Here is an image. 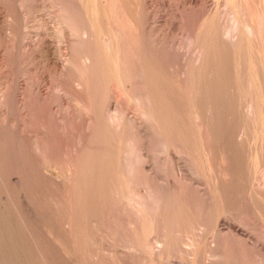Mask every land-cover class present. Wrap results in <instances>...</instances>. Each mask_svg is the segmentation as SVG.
<instances>
[{
    "label": "bare ground",
    "instance_id": "bare-ground-1",
    "mask_svg": "<svg viewBox=\"0 0 264 264\" xmlns=\"http://www.w3.org/2000/svg\"><path fill=\"white\" fill-rule=\"evenodd\" d=\"M215 1L212 4V0H0V149L3 153L0 155L2 165L8 163L7 156L8 165L12 163L11 153L15 159L11 158L17 161V177L8 173V166L3 169L0 164V226L6 233V240H17L14 245L7 240L16 254L27 256L30 264L34 258L33 264H48L47 261L42 263L43 258L41 262L36 258L40 261L39 257L50 249L77 264L80 261V264H144L147 238L142 240V234L146 228L151 238L161 227L157 224L163 225L166 238L159 239L156 235L159 241L164 240L161 251L170 254L178 245L176 233L188 229L178 230L186 221L195 226L212 222L214 228L211 241L202 245L193 243L192 263L220 264V258H230L238 252L245 256L259 255L263 261L264 251L250 234L238 227L224 229L221 226L231 225L233 208L239 210L235 203L245 190H241V179L250 173L249 168L253 167L254 172L261 167L264 158V13H259L262 18L258 24L254 21L260 17L253 16L262 6L256 8L255 4V9L245 0H224L227 8L221 6L222 0ZM223 8L229 10L231 22ZM252 9L254 13L250 12ZM196 13L202 15L195 17ZM252 14L255 20L251 19ZM223 15L227 18L223 19ZM30 19L36 21L33 39L28 35L30 31H23L29 28ZM225 20L231 25L226 26ZM193 33L202 38L198 36L197 40ZM54 36L59 40L58 47H55ZM189 39L200 41L194 50L195 43L193 40L187 42ZM70 41L89 46L85 55L79 52L84 55L79 57H83L81 65H78L79 58L74 57L79 53L72 51L74 56H68L69 51L66 53L61 47ZM190 43L194 46L188 49ZM38 59L61 79L57 78L60 81L57 88L61 91L57 103L53 102L56 95L53 97L46 84L35 76ZM78 66L88 68L95 76L89 84L93 93L89 91L97 97L96 105L90 108L91 112L87 110L88 113L77 105L80 98H88L85 79L72 77L67 82L71 76L68 74ZM114 84L126 91L122 89L130 102H138L137 105L130 103L131 106L143 103L142 112L139 106L136 108L139 116L133 114L138 111L132 113L129 108L123 111L118 107L120 102L116 100L119 98L115 100L112 93ZM84 91L87 96H83ZM88 106L93 104L84 108ZM250 121L260 123L258 127L261 126L263 138L256 137L260 131L256 134L255 127H250L256 138L246 158L245 126ZM45 136L47 140L50 138L45 140L48 143L42 141ZM133 144H137L136 152L131 147ZM58 155L69 161L62 179L48 173L55 167ZM161 155L165 156L162 164ZM189 158L193 159L190 161L197 178L206 179L205 187L196 184L199 182L196 176L191 179L184 171L182 173L183 163H189ZM163 164L164 171H161L159 168ZM43 165L47 169L45 172L40 171ZM185 165L188 164L185 163L184 168ZM159 171L165 174L166 181L162 182H168L169 197L166 195L168 202L163 205V214H158L161 217L157 218L151 215L153 209L145 201L156 190L155 185L159 188L163 184L157 180ZM36 174L55 185L60 196L52 198L53 202L33 205L36 199H28L30 195H26L24 188ZM257 174L253 178L256 179ZM4 181L14 182L26 191L15 192L18 195L16 209L10 210L3 201L1 186L6 185ZM246 187L251 198L259 196L254 188L257 186ZM134 188L136 191L132 194ZM165 194L159 197L164 200ZM9 195L15 199V195ZM126 199L131 200L132 207L127 205ZM166 199L163 203L162 198L159 201L164 204ZM55 202L72 211L64 220L61 218L60 226L57 207L61 204L56 207ZM179 215L185 220L181 224ZM188 223L186 225L190 226ZM120 225L130 229L124 226L125 231H121L124 227ZM110 229L114 231L111 232L114 245L112 248L104 247L105 244L100 246L101 234L111 236ZM126 229L133 234L129 231L132 236L125 235L129 239L122 245L120 239L127 234ZM116 243L127 247H124L126 252L121 253ZM30 256L34 258L31 260ZM211 257L217 260L212 261Z\"/></svg>",
    "mask_w": 264,
    "mask_h": 264
},
{
    "label": "rangeland",
    "instance_id": "rangeland-1",
    "mask_svg": "<svg viewBox=\"0 0 264 264\" xmlns=\"http://www.w3.org/2000/svg\"><path fill=\"white\" fill-rule=\"evenodd\" d=\"M246 1V3L248 4V3H250L251 5H253V8H255V6H256V8L257 7H261V8H255L257 11L255 12L256 14H257V16H256V14L254 13V10H253V12H252V10H250V12L251 13H254V15L255 16H253V14L252 15H250V17H251V19H253V20H255L254 18H257L258 16L260 17V18H257L254 22L255 23H257L258 22V24L261 22V18H262V16H260V15H262V14H259V13H264V9H263V6H264V4H263V1L264 0H249V1H247V0H245ZM252 1H253V3H252ZM261 2L262 4L261 5H259L260 3L259 2ZM213 2L214 3H216L217 1H215V0H212V4H213ZM224 0H222V2L220 3L221 4V6L222 7H227L228 8V6H227V3L226 2H224ZM210 3V4H211ZM225 3H226V5H225ZM257 3H259V4H257ZM211 4V5H212ZM224 4V5H223ZM256 4V5H255ZM255 5V6H254ZM258 5V6H257ZM212 7H215V4H214V6H212ZM248 7H249V9L250 8H252V6H250V5H248ZM227 8L226 9H224L223 8V10H225L226 12H225V15L228 17V16H230L229 18H228V20L230 21L231 19V14H230V12L227 14V12L229 11V10H227ZM263 10L262 12H259L260 10ZM207 9H204V11H206ZM203 11V12H204ZM207 12V11H206ZM258 12V13H257ZM202 13V12H201ZM198 14V13H196L194 16L195 17H199L200 15H202V14ZM205 13V12H204ZM250 13V14H251ZM223 14H224V11H223ZM259 14V15H258ZM225 15H223V19L225 18H227ZM249 15V14H248ZM264 15V14H263ZM193 16V19L195 18ZM225 16V17H224ZM254 18H253V17ZM29 19V18H28ZM196 19V18H195ZM194 19V20H195ZM31 21H29V23H31V24H29V28L26 30H24L23 29V31H26V32H31V34H29L28 33V35L30 36V39H33L34 37V35H35V33H34V29H35V24H36V21H34V20H32V19H30ZM193 20V21H194ZM228 20H225L224 22H225V24H226V26L229 24V26L231 25V21L229 22ZM260 20V21H259ZM34 21V22H33ZM228 26V27H229ZM31 29H33V31H31ZM193 31H196L195 29L193 30ZM26 32H24V33H26ZM198 33V31L195 33V34H197ZM194 33H193V35L194 36H196L195 38L197 39L198 38V36H199V34H198V36L197 35H195ZM57 36V35H56ZM56 36H54L53 38H54V40L56 41V43H55V47H58L60 44H59V40L58 39H56L57 37ZM193 36V37H194ZM203 36V35H202ZM200 37V36H199ZM73 38H74V36H73ZM195 38H193V39H195ZM200 38H202V37H200ZM199 38V40H201ZM28 39H29V37H28ZM193 39H189V40H187V42L189 41V42H193L194 40ZM195 39V40H196ZM193 40V41H192ZM198 40V39H197ZM57 42H58V45L56 46V44H57ZM197 42H200V41H197ZM196 41H194V45H193V43H190V47L186 44V47H189L188 49H190L191 48V46L193 47V50L195 49V47L197 46V43ZM69 43H71L72 45L71 46H73V45H76V46H79V47H77V48H75L76 46H73V47H70V44ZM197 43V44H196ZM189 44V43H188ZM66 45H68V46H66ZM65 48H64V47ZM62 49H63V51H65L66 50V53L68 52V56H71L73 53H79V52H82L83 51V53H84V55H85V53H86V51H87V49H89V48H87V47H89V46H84V45H82V44H80L79 42L77 43H75V41L73 42H68V43H66L65 45L63 44L62 46ZM69 47H70V49H69ZM67 48V49H66ZM73 48V49H72ZM91 48V47H90ZM128 48V47H127ZM72 49V50H71ZM80 49V50H79ZM83 49V50H82ZM71 50V51H70ZM72 51H75V52H73V53H71ZM81 55H83V54H81ZM81 55H80V53L79 54H75V56H74V54H73V56L76 58V59H78L79 57H81ZM83 55V56H84ZM125 55H127L126 53H125ZM125 59H126V57H125ZM39 61H38V63H37V65H36V67H37V69H36V71H35V76H38V79L40 78L41 80H42V82H44V85L46 84V89L47 90H49L50 91V93H51V95H53V97L56 95L57 97H58V94L60 95L61 94V91L57 88L58 87V83L60 82L59 80H61L60 79V77H58V74H55L53 71H51V70H49L48 68H46L44 65V62L41 60V59H38ZM80 60H83V57L80 59H78V61H79V64L78 65H81L80 64ZM41 61V62H40ZM40 62V63H39ZM43 63V64H42ZM84 66H82V68H83ZM44 68V69H43ZM82 70V68L81 67H75L74 68V70H72L71 71V74L69 73L68 74V77H69V75H71L70 76V79L69 78H67V79H69V80H67V82H70L74 77H80V78H82V79H85L84 81H85V83H86V86H87V88H86V91H88V94H87V92L86 91H84V93H83V96L85 95V96H87L88 95V98L87 99H82V98H80V100L79 101H85L86 102V100H89L88 101V103L86 102V104L87 105H92L93 104V106H88V108H84L85 106L87 107V105H85L84 103V101L83 102H77V105L82 109V107H83V111L86 109V111H84V112H87L88 113V111L87 110H89V112H91V107L93 108V107H95V101H96V98H95V95H91L90 93L93 91V88L91 87V86H89V84H91V81L90 80H93V78L95 77V76H93V73L94 72H92V73H89L88 71H90L91 72V70H88V68H83V70L84 71H86L87 70V72H88V74H87V72H83V70H82V72H80V70ZM43 69V70H42ZM78 69V70H77ZM45 70V71H44ZM79 71V72H78ZM74 72V74H75V76H73L74 74H72ZM76 72H77V74H76ZM34 73V72H33ZM38 73H40V74H38ZM45 73V74H44ZM81 73V74H80ZM85 73V74H84ZM43 74V76H41ZM49 74V75H48ZM86 74H87V76H86ZM53 75V76H52ZM46 77V78H45ZM51 77V78H50ZM73 77V78H72ZM57 78L59 79V80H57ZM90 78H92V79H90ZM66 78L64 77V80H65ZM66 81V80H65ZM47 82V83H46ZM51 83V84H50ZM56 83V84H55ZM116 84H114V86H112V93H113V95H114V99L116 100L117 99V97L119 98V99H117L116 101H118V102H122L121 104L120 103H118V107H122L123 108V111L124 110H126L127 108H129V110H130V112H134V111H141V110H143V108L145 109V107L143 106V103H141L142 104V106H141V104H139L138 106L140 107H138V106H136L137 104H138V102L137 103H134V102H130L129 101V98H128V95L126 96L125 94H127V93H125L126 91L123 89V88H121V86L119 87V85L117 84L116 86H115ZM88 86H89V88H88ZM52 87V88H51ZM119 87V88H118ZM50 88V89H49ZM55 88H57V89H54ZM88 89V90H87ZM89 89H90V91H89ZM92 89V90H91ZM125 91H123V90ZM59 92V93H58ZM53 93V94H52ZM93 93V92H92ZM115 93V94H114ZM87 94V95H86ZM89 94H90V97H91V99H90V97H89ZM120 94V95H119ZM116 95H118V96H116ZM123 95V96H122ZM56 96L54 97L55 98V100L53 101L54 103H57L58 102V100H59V97L57 98V100H56ZM126 96V97H125ZM124 97V98H123ZM83 98H85V97H83ZM92 98H94V99H92ZM127 99H128V101H127ZM50 102H52V97L50 96ZM93 100H94V102H93ZM81 103H83L85 106H83V104H81ZM91 103V104H90ZM132 103H134V104H136L135 106H131V104ZM80 104V105H79ZM121 106H120V105ZM126 104V105H125ZM129 104V105H128ZM136 108L138 109V110H136ZM118 109H120V108H118ZM117 109V110H118ZM133 109H135V110H133ZM139 111L138 112H134L133 114H139ZM248 111V110H247ZM246 111V112H247ZM113 112H115V113H117V111H113L112 110V113ZM120 112H122V111H120ZM142 112V111H141ZM245 112V111H244ZM245 112V113H246ZM131 113V114H132ZM248 113V112H247ZM117 117L119 118V116H120V114H119V110H118V113H117ZM139 116V115H138ZM245 116H246V114H245ZM39 121V120H38ZM36 122V125H38L39 126V122ZM244 121V120H243ZM245 122V121H244ZM251 122V123H250ZM250 122H248V123H250V124H247L246 123V126H245V133H246V137H247V142H246V145H245V150H244V154H245V157L247 158V157H249V155H250V152L252 151V148H253V145H254V143H255V138L258 136L259 138H263L262 136H260V135H262L261 134V131H260V127H258L259 125L258 124H260V123H258V124H255V123H252L253 121H250ZM253 125V126H252ZM257 125V126H256ZM250 127H252V128H254L255 127V129H256V131H254L252 128H250ZM260 128V129H259ZM258 129V130H257ZM257 134V133H259V131H260V133L259 134H255L254 132ZM258 131V132H257ZM248 134V135H247ZM254 134L256 135V137H254ZM250 136V137H249ZM251 137H253V138H251ZM47 137L45 136L44 137V140H43V138H42V141H44L45 143L47 142V141H49L50 140V138L47 140L46 139ZM248 138L250 139V140H248ZM253 139V140H252ZM45 140H47V141H45ZM137 141H139V140H137ZM136 141V142H137ZM250 141V142H249ZM15 142V141H14ZM48 143V142H47ZM253 143V144H252ZM12 144V143H11ZM252 144V145H251ZM134 145V144H133ZM137 145V144H136ZM136 145H134V146H131V147H133V149H134V152H136L135 151V147H136ZM249 145V146H248ZM12 146V145H11ZM12 148V147H11ZM247 148V149H246ZM248 148H250L249 150H248ZM0 153H2V150L0 149ZM259 152V151H258ZM264 152V151H263ZM9 153H11V151L9 152ZM9 153H8V155H9ZM246 153H248V154H246ZM3 154V153H2ZM1 154V155H2ZM133 152H132V156H133ZM0 155V157H1V162H0V164L2 165V156ZM11 155H13L12 153H11ZM11 155H9V157H10V159H11V162L12 163H10V165H8L9 164V162H10V160L8 159V156H7V161L6 162H8L6 165L4 164V165H2V168L4 169V166H5V168L8 166L9 168V170H8V173L9 172H11V173H13L15 176H16V174H17V171H16V169H17V161H15L14 159H15V157L13 156H11ZM136 155V154H135ZM259 155H261V154H259ZM264 155V154H263ZM59 156V158L57 157V160H56V163H54L55 164V167L53 166V167H51L50 168V170L48 171V173H50L53 177H57L56 179H62V178H64V175L67 173V167H68V160L67 159H65V158H62V157H60V155H58ZM66 157H67V155H65ZM14 158V159H12V158ZM44 157V156H43ZM46 157H48V155L46 156L45 155V158ZM164 155L162 156L161 155V157H160V159H162L161 160V164H162V161H164L163 159H164ZM264 157V156H263ZM44 158V159H45ZM261 158V157H260ZM4 159V158H3ZM47 159H49V157L47 158ZM47 159H45L46 161H47ZM188 159V158H187ZM186 159V160H187ZM192 158H189V163L188 162H186L185 160V163L186 164H188V165H185V168H184V164L185 163H183V160L181 161V163H183V167H182V164H181V167L184 169H182V173H184L185 172V174L184 175H186V177H191V179H192V177L194 176H196L195 178H196V180L197 181H199V182H197L196 184L197 185H199L201 188L202 187H205L206 186V179L202 176H199L200 178H197V175L193 172L194 170H192L193 169V159H192V161H190ZM263 160H261V163L264 165V158H262ZM14 160V161H13ZM62 160V161H61ZM59 161V162H58ZM14 162V163H13ZM5 163V162H4ZM48 163V162H47ZM47 163H45V165H47ZM164 163V162H163ZM192 163V164H191ZM260 165L261 167H259L258 169L260 170L261 169V171L263 172V174H264V166L263 165ZM190 165V166H189ZM16 166V167H15ZM165 166V164H163L162 165V167H158L161 171H164L163 170V167ZM187 166H188V168L190 169H188L187 168ZM192 166V167H191ZM263 166V167H262ZM40 167H42L41 169H40V171L41 172H45L47 169L44 167V165L43 166H40ZM15 168V169H14ZM53 168V169H52ZM13 171H12V170ZM188 169V170H187ZM249 169H251V170H249L250 171V173H252V174H250V173H248L246 176H244V178L243 179H241V180H243V181H241V184L240 185H242V189L241 190H247L248 191V189H247V187H246V185H250V186H257V187H254V188H256V190L258 191H256V194L258 193V195L259 196H257L258 197V199H260V200H258L257 198H256V196H253V198H251V196L249 195V192H247V191H245L244 190V193H248V194H244L243 192H241V190H240V192L241 193H243L244 195L242 196L241 195V193H240V195H239V193L237 194V196L236 197H239V196H241V197H239L238 199H239V201H238V199H237V201H238V203L236 202L235 204H236V206H238V209L239 210H237V207H235V208H233L234 210H232L233 212L231 213L232 215H231V219H230V222H231V225H229L228 223H224L222 226H221V228H224V229H227V227H232V228H234V227H238V228H240V229H243V230H245L248 234H250V237L252 238V240L254 239V240H256L258 243H259V245H261V248L263 249V251H264V176H263V174H262V172H261V174H260V172L258 171V169L256 170V171H254V172H252L253 171V167H251V168H249ZM45 170V171H44ZM185 170H187V171H185ZM16 171V172H15ZM184 171V172H183ZM256 172V173H255ZM257 172H258V174H257ZM159 173H160V176L158 175V177L160 178L161 177V175H162V173L159 171ZM194 173V174H193ZM255 174H257V178L255 179V178H253L254 176L253 175H255ZM40 175V174H39ZM192 175V176H191ZM260 175V176H259ZM33 176V175H32ZM262 176V177H261ZM17 177V176H16ZM36 178H33V177H31L32 179H33V181H31V179H29L28 181L29 182H27L26 183V185H25V188L24 189H26L27 190V196H29L28 197V199H31V198H33L31 201H34V203L35 202H44V201H54L55 199H56V197H58V195H59V192L56 190V188L54 187L55 185H53V184H51L52 182L48 179H45V178H42V176H38V174H36V176H35ZM188 177V178H189ZM251 177H252V180H250L251 179ZM39 178V179H38ZM41 178V179H40ZM159 178L157 179L160 183L162 182V181H164V183H165V174H163L162 175V177L160 178V180H159ZM259 178V179H258ZM262 178V179H261ZM140 179V178H139ZM247 179H249V180H247ZM257 180V181H256ZM35 181V182H34ZM44 181V182H43ZM202 181V182H201ZM245 181V182H244ZM254 181V182H253ZM5 182V181H4ZM47 182V183H46ZM51 182V183H50ZM159 182H157L156 181V184L157 183H159ZM243 182V183H242ZM246 182H249V184L248 183H246ZM251 182H252V184H251ZM14 183V182H13ZM13 183H6L5 182V184L6 185H9V187L8 186H4V184H2V186H1V189L3 190L2 192H3V196H2V198H3V201H6V203H7V207L9 208V206H10V210H11V208H13V209H16L15 207L17 206V193H19V191L20 190H23V191H25L20 185H17L16 183V186H15V184H13ZM46 183V184H45ZM159 183V184H160ZM163 183V182H162ZM161 183V184H162ZM163 183V184H164ZM167 183L168 182H166V184H164V185H166L167 186ZM254 183V184H253ZM42 184V185H41ZM49 184V185H48ZM51 184V185H50ZM139 184H141V179H140V183ZM160 184V185H161ZM163 184H162V186H159V188H158V184L157 185H155V189L156 190H153V193H152V195H150L149 197H148V201L146 200L145 202H148V204L151 206V209H153L154 210V212H153V210L151 211L150 210V213H151V215L152 216H156L157 218L159 217H161V215L163 214V210L164 209H162V208H164L165 206H163V205H165L166 204V202H168L167 201V199H166V197L168 196V192H169V187L167 186H164L163 187ZM245 184V185H244ZM31 185V186H30ZM33 185V186H32ZM204 185V186H203ZM18 186H20V187H18ZM29 186V187H28ZM48 186V187H47ZM50 186V187H49ZM51 186H53V187H51ZM261 188H260V187ZM45 187V188H44ZM47 187V188H46ZM139 187H140V185H139ZM158 189H157V188ZM161 187H163V188H161ZM240 187V186H239ZM32 188V189H31ZM50 188H51V190H50ZM136 188V187H135ZM132 189L133 191H132V194H135V192H134V190L136 191V189L138 190V188H136V189ZM259 188V189H258ZM8 189H10V191L12 192H10ZM18 189V190H17ZM47 189V190H46ZM54 189V190H53ZM6 190H8V192L6 191ZM33 192H32V191ZM41 190V191H40ZM45 190V191H44ZM56 190V191H55ZM158 190V191H157ZM260 190H262V191H260ZM36 191V192H35ZM51 193H50V192ZM161 191H163L164 193H166L165 194V199H166V201H165V203L164 204H162L163 203V201L165 200H163V197H161L162 195L161 194H164L163 192H161ZM259 191L261 192V193H263V194H261V193H259ZM15 192H17V193H15ZM32 192V193H31ZM45 192V193H44ZM57 192V194H55ZM14 193V194H13ZM25 193H26V191H25ZM39 193V194H38ZM42 193V194H41ZM50 193V194H49ZM160 193V194H159ZM9 194H12L13 196L15 195V199L11 196V195H9ZM52 194V195H51ZM155 194V195H154ZM46 195H48V196H46ZM159 195H161L160 197L162 198V200H160L161 198L159 197ZM167 195V196H166ZM239 195V196H238ZM245 195H249V196H245ZM39 196V197H38ZM44 196H45V198H44ZM60 196V195H59ZM152 196H154L155 198H158L157 200L154 198V197H152ZM158 196V197H157ZM245 196V197H244ZM5 197H6V199H5ZM36 197V198H35ZM47 197V198H46ZM50 199H49V198ZM55 197V198H54ZM152 197V198H151ZM169 197V196H168ZM244 197V198H243ZM262 197V198H261ZM14 200H13V199ZM54 200H53V199ZM241 198V199H240ZM247 198H249V199H247ZM8 199L10 200V201H8ZM262 199H263V201H262ZM16 200V201H15ZM128 200V201H127ZM153 201V203H152V201ZM162 202H160V201ZM242 200V201H241ZM254 200V201H253ZM150 201V202H149ZM155 201V202H154ZM247 201V202H246ZM256 201H258V202H256ZM261 201V202H260ZM126 202H128L127 203V205L128 206H130V207H132L133 206V204H132V202H131V200L130 199H126ZM157 202V203H156ZM4 204H6L5 202H3ZM32 203V202H31ZM130 203V204H129ZM156 205H155V204ZM158 203H160V204H158ZM246 203V204H245ZM251 203V204H250ZM16 204V205H15ZM33 204V203H32ZM56 207H57V205H59V204H61V203H59V202H55V203H53ZM132 204V205H131ZM257 204H259V205H257ZM33 205H36V203L35 204H33ZM153 205H155V209H154V206ZM158 205H160L159 207H158ZM245 205V206H244ZM251 205V206H250ZM254 205V206H253ZM257 205V206H256ZM59 206H60V208H59ZM58 207H57V211L59 212V214H58V220H60V221H58V226H60V223L59 222H61V220L63 219H65L66 217H68V216H70L71 214H72V211L70 210V209H66V208H68L66 205H59ZM149 206V207H150ZM162 206V207H161ZM240 206V207H239ZM253 206V207H252ZM261 206V207H260ZM156 207H158V208H156ZM161 207V211H160V208ZM250 207V208H249ZM256 207V208H255ZM243 208V209H242ZM12 209V211H14ZM63 209V210H62ZM66 209V210H65ZM159 210V213H156V212H158V210ZM248 209V210H247ZM250 209H251V211H250ZM258 209V210H257ZM241 210V211H240ZM253 210H254V212H253ZM260 210V211H259ZM57 212V213H58ZM66 212H68V213H66ZM162 212V213H161ZM260 212V213H259ZM235 213V214H234ZM249 213V214H248ZM251 213V214H250ZM256 213V214H255ZM158 214H161V215H159L158 216ZM255 214V215H254ZM250 215V216H249ZM254 215V216H253ZM182 216V215H181ZM180 215L178 216L179 217V220H181L182 222H180L179 220H178V222L181 224V223H183V221H185L184 220V218H183V216L181 217ZM262 216V217H261ZM257 217V218H256ZM260 217V218H259ZM62 218V219H61ZM263 220H262V219ZM259 219V220H258ZM62 220V221H63ZM212 221L214 220V218H212L211 219ZM261 220V221H260ZM262 222V223H261ZM185 223V225L188 223V222H184ZM180 224H178V227H179V225ZM189 224V223H188ZM211 224L213 225V223L211 222H209L208 224H206V225H202V224H198V226L196 225H194V224H192V225H190V226H188V225H186V227H185V225L184 224H181L180 225V227L178 228V230H181L180 228H188V229H183V231L181 230L180 232L178 231V230H176V232L178 233H176V238H175V240L177 239V237H178V245H177V247L175 248V252L174 253H170V254H168L167 252H165V254H164V252L163 251H161L162 249L161 248H163L162 246H163V243H161V241H164V240H160L159 241V239H161V238H166L165 237V231H164V227H163V225H161V224H157V226H161L159 229H161V230H159L158 229V231L156 230V233L159 235V239H158V235H156V233H155V231L152 233L153 235H151L152 237L151 238H149L150 236H149V234H147V228H146V230H145V232H144V234H142V240H144L145 241V237L147 238L146 239V242H147V246H146V253H145V257L143 258V262H144V264H154V263H156V264H167V263H169V264H194V263H192L191 262V260L193 259V243H195V241H196V243L195 244H200L201 243V245L202 244H204V243H206V241H209V239H210V241H211V239H212V236H213V227L211 226ZM0 225H2V222H0ZM184 225V226H183ZM194 225V226H193ZM200 225V226H199ZM208 225V226H207ZM121 226V228H122V226L123 225H120ZM125 227H127V228H129L128 226H126V225H124ZM123 226V227H124ZM125 227H124V230H122L121 229V231H125ZM0 228H1V231H0V233L3 235H0V247H1V249H0V254L2 255H0V264H30L29 263V261H28V257L27 256H25V255H20L19 253H17L16 254V252H14L13 251V249H12V246L17 242V240H13V241H9L8 239V241L11 243V244H13V245H10V243L9 242H7V240L5 239V237H4V234H6V233H4V231L2 230V226H0ZM107 229V228H106ZM109 229V228H108ZM108 229H107V232H108ZM130 229V228H129ZM111 231H109L110 232V234H111V232H113L114 233V231H112V229H110ZM127 230V229H126ZM193 230V231H192ZM99 231V230H98ZM97 231V235H98V233L100 232H98ZM128 231V232H127ZM126 232H127V234H124L123 232V236L124 237H122L121 239H120V243L122 242V245H123V243L125 244L126 243V239L129 237L130 238V235L128 234V233H130L131 232V230H127ZM130 231V232H129ZM160 231V232H159ZM162 231V232H161ZM189 231V233H187ZM192 231V232H191ZM196 231V232H195ZM208 232V233H207ZM113 233L111 234V236L109 235V233H105V234H101V236H102V238H101V236H100V234H99V242H100V246L102 245V246H104V244L106 245V246H104V247H107V248H112V246L114 245V241H112V239L113 238H111V237H113ZM132 234H133V232H131ZM130 233V234H131ZM154 233H155V235H154ZM184 233V234H183ZM132 234H131V236H132ZM164 234V237L163 236H161V235H163ZM205 234V235H204ZM115 235V234H114ZM128 235V237H126V236ZM147 235V236H146ZM191 235V236H190ZM107 236V237H106ZM202 236V237H201ZM209 236V237H208ZM103 237H104V239H103ZM126 237V238H125ZM155 237H156V239H155ZM187 237V238H186ZM111 238V239H110ZM125 238V239H124ZM128 238V239H129ZM200 238V239H199ZM202 238V239H201ZM106 239V240H105ZM108 239V240H107ZM127 239V240H128ZM199 239V240H198ZM204 239V240H203ZM207 239V240H206ZM2 240V241H1ZM6 242H5V241ZM102 240V241H101ZM125 240V241H124ZM176 240V241H177ZM4 241V242H3ZM149 241V242H148ZM103 242V243H102ZM145 242V243H146ZM203 242V243H202ZM6 243L8 244V245H6ZM18 243V242H17ZM108 244V245H107ZM110 244H111V246H110ZM121 244H115V246H118V247H116V248H118L120 251H121V253H122V251H123V253L124 252H126V250H125V248H127V247H125V246H122ZM180 245V246H179ZM9 248H8V247ZM180 248H179V247ZM125 247V248H124ZM156 247V248H155ZM184 247V248H183ZM10 248L12 249L11 251H13L12 253H11V251H10ZM16 248V247H15ZM124 249V250H121V249ZM157 249V250H156ZM155 251V252H154ZM159 251V252H158ZM184 251V252H183ZM192 251V252H191ZM48 253H45V255L44 256H40L39 258H41L40 259V261H39V259H37L36 258V260H37V262H41V260H42V258H43V260H42V263H43V261L44 262H46L47 261V263L48 264H53L54 262H56V263H58V264H77V262L75 261V262H73V261H70V260H65V259H67L66 258V256H61V255H57L55 252L56 251H54V249L52 250V249H50V251H47ZM104 252V251H103ZM238 252V251H237ZM236 252V253H237ZM11 253V254H10ZM50 253H51V255L53 256H51L50 255ZM105 253H107V251L105 252ZM153 253H154V255H153ZM156 253V254H155ZM189 253V254H188ZM240 252H238V254H239ZM7 254V255H6ZM16 254V255H15ZM48 254H49V256H48ZM54 254V255H53ZM173 254V255H172ZM177 254V255H176ZM238 254H234L233 256H231V257H233V259L230 257H224V258H220L219 259V261H220V264H249V262H250V264H264V259H263V261H262V258L259 256V255H243L242 253V255H240V256H242V259L238 256ZM11 255V256H10ZM47 255V256H46ZM164 255H167V256H164ZM169 255V256H168ZM176 255V256H175ZM184 255V256H183ZM237 256V258H236V256ZM57 256V257H56ZM147 256H151L150 257V259H149V257H147ZM235 256V257H234ZM243 256H244V258H243ZM27 257V258H26ZM31 257V256H30ZM156 257V258H155ZM169 259H168V258ZM246 257V258H245ZM257 257H258V259L259 260H261V262L259 261V260H257ZM6 258H8V259H6ZM19 258V259H18ZM34 257H31V260L33 259ZM53 260H52V259ZM148 258V259H147ZM215 258V257H214ZM236 258V259H235ZM252 258H253V260H252ZM17 259V260H16ZM45 259H50L49 261L48 260H45ZM157 259H159V260H157ZM209 259H211L212 261H216L217 260V258H215V259H213L212 257L211 258H209ZM229 259V260H228ZM245 259H247V260H244ZM250 259V260H249ZM20 262H19V261ZM52 260V261H51ZM55 260V261H54ZM188 260V261H187ZM205 261H206V257H205V259H204ZM241 260H243V261H241ZM255 260V261H254ZM26 261H28V262H26ZM35 261V258L32 260V262H31V264H33V262ZM54 261V262H53ZM57 261H59V262H57ZM64 261H66V262H64ZM173 261V262H172ZM218 261V262H219ZM53 262V263H52ZM189 262V263H188ZM211 262V261H210ZM225 262V263H224ZM232 262V263H231ZM241 262V263H240ZM56 263H54V264H56ZM80 263H81V261H80ZM79 263V264H80ZM211 263H213V262H211ZM213 264H215V263H213Z\"/></svg>",
    "mask_w": 264,
    "mask_h": 264
}]
</instances>
